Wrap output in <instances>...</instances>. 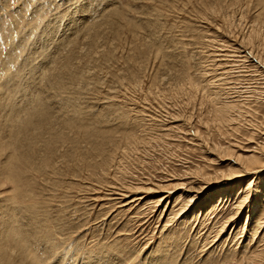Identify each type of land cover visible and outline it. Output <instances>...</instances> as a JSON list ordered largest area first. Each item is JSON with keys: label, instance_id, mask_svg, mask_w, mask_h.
Segmentation results:
<instances>
[{"label": "rangeland", "instance_id": "1", "mask_svg": "<svg viewBox=\"0 0 264 264\" xmlns=\"http://www.w3.org/2000/svg\"><path fill=\"white\" fill-rule=\"evenodd\" d=\"M79 1L0 0V119L22 88L17 103L43 95L76 125L73 160L30 169L26 197L11 194L1 144L0 264H35L3 231L17 219L35 226L24 241L40 264H264V158L224 178L264 145V0ZM90 23L108 31L93 51Z\"/></svg>", "mask_w": 264, "mask_h": 264}, {"label": "bare ground", "instance_id": "2", "mask_svg": "<svg viewBox=\"0 0 264 264\" xmlns=\"http://www.w3.org/2000/svg\"><path fill=\"white\" fill-rule=\"evenodd\" d=\"M75 1V0H74ZM76 1H79V0H76ZM108 1V0H107ZM113 1V0H112ZM111 1V2H112ZM117 1V0H116ZM116 1L114 0V2L116 3ZM80 2V1H79ZM78 2V3H79ZM89 2V1H88ZM114 2L112 4H114ZM119 1H117V5L119 4L118 3ZM82 3V2H81ZM99 4V3H98ZM111 4V5H112ZM93 5L94 4H90V3H84L81 5V7H83L85 10L83 11L88 13V12H92V10L94 9L93 8ZM97 5V3H96ZM113 7V6H111ZM120 7V6H119ZM113 8H116V7H113ZM82 9V8H81ZM96 10V9H95ZM94 10V12H95ZM114 10V9H113ZM93 12V13H94ZM82 13V14H83ZM92 13V14H93ZM82 14H80L81 16H83ZM85 14V13H84ZM95 15V14H94ZM122 13V7H121V10L119 9H115L114 11H111L110 12V17L109 19L107 20V27L110 32H113L114 35H117V33H119V28H120V23L125 19L127 18L125 15ZM109 15H107L108 17ZM87 17V15H86ZM55 18V17H54ZM81 18V17H80ZM83 18V17H82ZM91 18V17H90ZM86 19V18H85ZM106 19V18H104ZM128 19V18H127ZM126 19V20H127ZM80 20V19H79ZM150 20V19H149ZM148 20V21H149ZM45 22V21H44ZM79 21H76L75 23H77ZM85 22V20H84ZM96 23V22H95ZM101 23V22H100ZM150 23V22H149ZM74 24V23H73ZM82 24V22H81ZM91 24V23H90ZM93 24V23H92ZM91 24V25H92ZM103 24V22H102ZM101 24V25H102ZM140 24V22H139ZM157 24V23H156ZM155 24V25H156ZM50 25V24H48ZM53 25V24H52ZM51 25V26H52ZM78 25V23H77ZM89 25V26H91ZM101 25H97L95 26L94 24L89 28L87 29V33L86 34V39L88 38H92L90 40V45L88 46L89 47V50H92L95 48H97L98 46V39L102 38L105 36V34L108 32V31H104L103 34L102 33V29L104 26L101 27ZM106 25V24H105ZM123 25V24H122ZM127 25V24H126ZM138 25V24H137ZM143 25H145L143 23ZM153 25V24H152ZM55 26V25H53ZM72 26V25H71ZM79 26V25H78ZM77 26V28H78ZM84 26V24H83ZM82 26V28H83ZM88 26V27H89ZM123 27V26H122ZM142 27V25H141ZM45 28H47L45 26ZM80 28L79 31L82 29ZM137 28V27H136ZM57 29V28H56ZM69 29V28H68ZM124 29V28H123ZM72 30V29H71ZM102 30V31H101ZM105 30V29H104ZM44 31V29L42 30ZM47 31V30H46ZM56 31L55 29H51L49 34H48V37L46 38H40L42 40V42H45L48 43L47 41L50 39L52 40L55 34ZM66 31V30H65ZM83 31V29H82ZM124 31V30H123ZM151 31V30H150ZM153 31V30H152ZM48 32V31H47ZM76 32V31H75ZM122 32V31H121ZM58 33V36H59V32ZM65 33V32H64ZM73 32L71 31V34ZM74 34V33H73ZM76 34V33H75ZM38 35H40L38 33ZM66 36V34H63ZM70 35V34H69ZM68 35V36H69ZM119 35V34H118ZM153 35V34H152ZM136 36V34H135ZM44 37V36H43ZM70 37V36H69ZM73 37V36H72ZM71 37V39H72ZM84 37V38H85ZM113 37V36H112ZM133 37V36H132ZM142 37V36H141ZM241 37V36H240ZM38 38V37H37ZM55 38V37H54ZM139 38V36H138ZM145 38V37H144ZM64 39V38H63ZM85 39V40H86ZM117 39V38H116ZM121 39V38H120ZM154 39V38H153ZM39 40V39H38ZM55 40V39H54ZM61 40V39H59ZM82 40V39H81ZM37 41V40H36ZM72 41V40H71ZM104 41V40H103ZM59 42V41H58ZM85 42V41H84ZM71 43V42H70ZM44 44V43H43ZM53 44V43H51ZM50 45V44H49ZM59 45V44H58ZM69 45V44H68ZM100 45V44H99ZM46 46V45H45ZM44 46V47H45ZM69 47V46H68ZM106 47V46H105ZM52 48V47H51ZM54 48V47H53ZM60 48V47H58ZM57 48V49H58ZM73 48V47H72ZM101 48V47H100ZM81 49V48H80ZM39 50V49H38ZM53 50V49H52ZM70 50V49H69ZM73 50V49H71ZM87 50V49H86ZM37 51V50H36ZM48 51V50H47ZM56 52V50H54ZM58 51V50H57ZM43 52V51H42ZM41 52V54H42ZM45 52V51H44ZM53 52V54L55 53ZM70 52V51H69ZM75 52V51H74ZM85 52V51H84ZM83 52V53H84ZM98 52V51H96ZM34 53V52H33ZM51 53V52H50ZM82 53V51H81ZM80 53V55H81ZM44 54V53H43ZM42 54V55H43ZM63 54V53H62ZM67 54V53H66ZM64 54V55H66ZM90 54V52H89ZM45 55V54H44ZM73 55V54H71ZM70 55V56H71ZM85 55V53H84ZM38 56V55H36ZM52 56V55H51ZM76 56V55H74ZM87 56V55H86ZM85 56V57H86ZM92 56H94L92 54ZM91 57V55L89 56V58ZM95 57V56H94ZM40 58V57H39ZM56 58V57H55ZM80 58V57H78ZM87 58V57H86ZM93 58V57H92ZM42 59V58H41ZM40 59V60H41ZM46 59V58H44ZM65 59V58H64ZM85 59V58H84ZM78 60V59H77ZM80 60V59H79ZM83 60V59H82ZM51 61V60H50ZM49 62V61H48ZM53 62V61H51ZM67 62V61H66ZM77 62V61H76ZM59 63V62H58ZM71 63V62H69ZM73 63V62H72ZM79 63V62H78ZM79 66V65H78ZM28 69H26L24 72L26 73V76H27V79L30 81V82H38L37 81V75H36V67H33V66H27ZM42 67V66H41ZM59 67V65H58ZM65 67V66H64ZM71 67V66H70ZM73 67H75L73 65ZM58 69V68H57ZM74 69V68H73ZM77 69V68H76ZM2 70V69H1ZM40 70V69H39ZM44 70V67L43 69ZM55 70V69H54ZM64 70V69H63ZM61 71V70H60ZM65 72V71H64ZM63 72V73H64ZM67 72V71H66ZM74 73V72H73ZM74 75V74H73ZM54 76V75H53ZM66 76V75H65ZM69 76V75H68ZM67 77V76H66ZM175 78V77H174ZM13 79V78H11ZM10 79V80H11ZM68 80V79H67ZM66 80V82H67ZM5 81V80H4ZM26 81V80H24ZM41 81V80H40ZM29 82V83H30ZM43 82V84L45 86L47 85H51V86H54L55 89L56 88H62L64 87V80L62 77L60 76H55L54 78H52L50 75L49 76H46L43 78V80L41 81ZM16 83V82H15ZM39 83V82H38ZM42 84V85H43ZM26 85V84H25ZM33 85H36L35 83ZM40 85V84H39ZM37 86V85H36ZM50 86V88H51ZM26 87V86H24ZM38 87V86H37ZM35 88V87H34ZM39 88V87H38ZM49 88V89H50ZM66 89V88H65ZM14 90V89H13ZM22 88L20 89H16L14 92L17 94V95H20L22 94L21 92ZM35 90V89H33ZM32 90V91H33ZM67 90V89H66ZM26 91V90H25ZM37 91V90H36ZM48 91V90H47ZM46 91V92H47ZM31 92V91H30ZM38 92V91H37ZM66 92V91H65ZM64 92V93H65ZM69 92V91H68ZM74 92V91H73ZM10 93V92H9ZM13 93V92H12ZM32 93V92H31ZM44 93V92H43ZM111 93V92H110ZM4 94H7V93H4ZM13 95L12 94V97H13V102L11 101V103L13 104H10L9 106H5V109L3 110V113L2 114H5V116H3L4 118H7V121L8 123L6 124V120H4V118L0 119V146L1 144L4 146V144L6 145V149H9V154H8V158L6 160V162L4 163L3 165V168H4V172L6 174V177L8 178V180L12 183V188H14L15 186H17V188L15 189L14 188V191L13 193H11L12 195L13 194H16V192H18L19 194L18 195H21V196H27V194H29V189H28V185H29V181L27 180V177H25V175L28 173V171L30 169H37V170H40V169H43L44 166L47 165V163L49 161L52 160L51 158V155L54 154V158H56V154H59L60 157H67V159H70V160H73V156H74V128H75V121L73 119V116L72 114H69L67 113V109L64 111V107L62 109L61 106H50L51 102L49 100H47V98H45L43 95H38V96H34L35 100L33 99V97H29L27 96L28 94H26L25 92H23V95L25 97H21L23 100L22 102L24 103H17L15 100V97L17 95ZM48 94V93H47ZM55 94V93H54ZM60 94V93H59ZM32 95V94H31ZM36 95V94H35ZM51 95V94H50ZM65 95V94H64ZM6 96V95H5ZM5 96L3 95V100L5 99ZM8 96V95H7ZM11 96V94H10ZM22 96V95H21ZM33 96V95H32ZM19 97V96H18ZM1 98V97H0ZM66 98V96H65ZM8 99V98H7ZM19 99V98H18ZM71 99V97H70ZM12 100V98H11ZM66 100V99H65ZM2 100H0V104ZM70 103L71 101L68 100ZM3 102V101H2ZM6 102V100L4 101ZM8 102V101H7ZM10 102V101H9ZM20 102V100H19ZM68 104V103H66ZM228 104V103H227ZM70 105V104H69ZM0 106H3V105H0ZM39 106H42L44 109H46V113H44L43 115L42 114H37L39 112ZM67 106V105H66ZM233 106V105H232ZM41 107V108H42ZM74 107V106H73ZM230 108H231V105L230 106H226L224 105V107L221 108L220 110V114H221V118L224 119L227 117V114H228V111H230ZM1 109V108H0ZM21 110V112L14 116L15 113L14 111L15 110ZM73 109V108H72ZM71 110V109H70ZM68 111H69V108H68ZM73 111V110H71ZM44 112V111H43ZM42 112V113H43ZM231 112V111H230ZM1 113V112H0ZM71 113V112H70ZM74 113V112H73ZM47 114V115H46ZM49 114V115H48ZM231 115V114H230ZM229 115V116H230ZM1 116V115H0ZM12 119L15 121H12ZM227 119V118H226ZM225 120V119H224ZM223 120V121H224ZM230 120H232L230 118ZM230 120L227 119V121L230 122ZM12 121V122H11ZM104 122V121H103ZM92 132V131H91ZM98 133V132H97ZM100 133V132H99ZM89 135V134H88ZM91 135H93V133H91ZM104 135V134H103ZM102 136V133L101 135ZM65 144V147L66 145L68 146V149L65 150V147L63 146ZM102 145V144H101ZM2 147V146H1ZM0 147V148H1ZM3 148V147H2ZM1 148V149H2ZM4 149V148H3ZM227 149V148H226ZM16 150V151H14ZM255 152L250 154V155H242V154H239L237 156H235L234 158L232 157L231 160H233L235 162V164L237 166L235 167H232L231 171L226 174L227 176L224 175V178L227 177V179H232L234 177H238V176H241L242 175V170H240V168H247V167H250L254 164H257L259 162H263V158H264V145H261V146H258L256 148V150H254ZM54 152V153H53ZM228 152V151H227ZM63 160V159H62ZM50 164V163H49ZM56 166V165H55ZM247 166V167H246ZM2 168V170H3ZM11 169V170H9ZM45 169V167H44ZM246 170V169H245ZM259 170V169H257ZM41 171V170H40ZM247 172V171H246ZM225 174V173H224ZM27 176V175H26ZM220 176V175H219ZM218 177V176H217ZM15 179V180H14ZM209 179V178H208ZM223 179V178H222ZM210 180V179H209ZM3 182V181H2ZM212 182V181H211ZM30 187V186H29ZM205 188V187H204ZM250 189V187H249ZM16 190V192H15ZM155 191V190H153ZM192 191V190H191ZM3 192V191H1ZM6 192V191H4ZM140 192V191H139ZM195 192V191H194ZM197 192V191H196ZM7 194H9V192H7ZM10 194V195H11ZM31 197V196H30ZM29 197V198H30ZM249 197V195H248ZM247 197V198H248ZM16 198V197H15ZM19 198V197H18ZM246 198V197H245ZM19 200V199H18ZM17 200V202H18ZM161 200V199H160ZM247 201V199H246ZM243 202V201H242ZM15 204V202H14ZM14 204H13V207H14ZM28 204V203H27ZM16 205V204H15ZM23 205V204H22ZM7 206V205H6ZM238 206V205H237ZM8 207V206H7ZM9 208H11L9 206ZM20 208V207H19ZM24 208V207H23ZM21 209V208H20ZM29 209V208H28ZM240 209V208H239ZM14 210V212H16L17 210L19 209H12V211ZM13 212V213H14ZM18 212V211H17ZM16 212V213H17ZM239 213V212H238ZM19 214V213H18ZM15 215V213H14ZM17 216V215H16ZM15 216V217H16ZM28 217V216H27ZM14 218V217H13ZM16 220V219H15ZM18 220V219H17ZM16 220V223L17 225L15 224H12L14 223L13 220L10 224H8L9 226L5 227V230H3L6 234V236H8V238L10 239H13L14 242H15V249L18 251V253H20L22 255V257L24 256H28L31 258V260L33 259L35 261V264L39 263L40 262V259L38 257H36L34 254H33V251L31 249H29L30 247V243H27L24 241V239L26 238L27 240L26 241H32L34 240V238L36 239V234H34L35 232V226L32 227V229L34 228V232H32L30 229L28 228H25V227H22L20 226V221H23V220H20L19 222ZM32 221V220H30ZM26 225H29L25 222ZM36 225V224H35ZM224 225V224H223ZM31 226V225H30ZM30 226H27L30 228ZM7 232V233H6ZM37 232V231H36ZM48 237V236H47ZM33 244V243H32ZM35 246V245H34ZM33 246V247H34ZM14 247V246H13ZM3 251V250H2ZM45 251V250H44ZM36 252V251H35ZM20 255V256H21ZM46 255V254H45ZM26 256V257H27ZM21 257V258H22ZM41 257V256H40ZM29 258V259H30ZM23 259V258H22ZM25 259V258H24ZM28 259V260H29ZM2 261L4 263L7 264V260L5 259V257H2ZM32 261V262H34ZM31 262V261H30ZM41 263V262H40ZM39 263V264H40ZM33 264V263H32Z\"/></svg>", "mask_w": 264, "mask_h": 264}, {"label": "snow or ice", "instance_id": "3", "mask_svg": "<svg viewBox=\"0 0 264 264\" xmlns=\"http://www.w3.org/2000/svg\"><path fill=\"white\" fill-rule=\"evenodd\" d=\"M57 264H58V262H57Z\"/></svg>", "mask_w": 264, "mask_h": 264}]
</instances>
